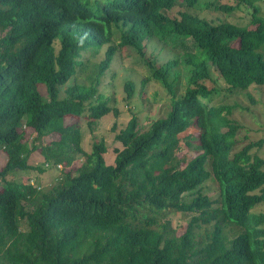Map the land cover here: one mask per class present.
Masks as SVG:
<instances>
[{"label":"trees","instance_id":"obj_1","mask_svg":"<svg viewBox=\"0 0 264 264\" xmlns=\"http://www.w3.org/2000/svg\"><path fill=\"white\" fill-rule=\"evenodd\" d=\"M260 1L0 0V179L32 169L37 146L26 143L27 129L33 143L58 136L40 147L42 165L69 167L83 157L46 191L29 180L0 187V264H264V212H253L264 205L257 153L264 140L237 149L239 126L222 115L230 107L214 103L219 91L210 76L216 72L228 93L264 85ZM201 6L247 7L251 20L239 27L169 14ZM169 37L188 39L195 50L183 74L178 60L145 58L150 40ZM117 49L138 55L149 72L142 84L159 83L170 111L145 130L133 117L115 133L114 148L100 140L86 153L78 122L91 128L118 113L98 92ZM124 91L130 99V82ZM182 145L197 153L182 156ZM168 214L190 218L172 228Z\"/></svg>","mask_w":264,"mask_h":264},{"label":"rangeland","instance_id":"obj_2","mask_svg":"<svg viewBox=\"0 0 264 264\" xmlns=\"http://www.w3.org/2000/svg\"><path fill=\"white\" fill-rule=\"evenodd\" d=\"M213 1V0H207ZM220 2L227 0H219ZM228 5H233L231 0H228ZM224 3V2H223ZM259 8L258 16L264 19V0L257 3ZM206 7H197L195 11L186 10L183 7H175L169 12L170 15L179 17L181 12H193L198 16L215 20L216 18L229 22L233 25L243 27L249 24L251 20V10L247 7H239L230 13L209 11ZM119 39H115L113 44L116 46ZM107 46L103 47L95 62H100L104 58V53ZM195 50L188 39L169 37L165 41L152 39L145 47V58L155 60L158 64H164L171 60H178V69L183 74L185 65L182 62L186 59V54H193ZM262 52V50H261ZM210 76L215 82V87L219 91L215 104L230 107V113L223 110L222 115H226L232 121H235L238 126V135L236 139L240 142L237 149H240L248 142H258L264 140V85H251L246 91L237 93H228L225 83L218 77V74L211 71ZM84 77V76H83ZM149 72L142 63L138 55L134 51H121L117 49L116 54L110 67L101 78L98 92L109 97L112 102L111 106L118 110L117 115L108 114L99 121H96L91 128H88L84 120L78 123L81 125V148L83 152L89 153L93 143L103 140L107 148L111 150L116 146L114 135L119 130L123 129L131 118H136L139 126L142 129H147L148 126L155 120L165 118L171 107V97L165 89L156 81L149 80L142 84L144 79L147 80ZM126 82L132 84L133 93L130 99L126 98L124 85ZM180 88L178 96L184 92L186 80L184 77L180 80ZM73 122L72 119H65L64 123L69 125ZM115 131H112V128ZM35 134L29 129L25 133V141L29 147L37 146L36 151H33L28 159V164L31 170L23 172H15L13 175L0 179V187L7 183H25L26 180L39 186L43 191L50 189L62 178V174L77 169L83 162L82 156L75 157L69 167L61 165L60 167L54 164H43V159L39 153L40 147L48 145L52 141L58 140L57 135L44 137L40 141L33 143ZM257 152V148L252 150V153ZM197 153L193 146H183L181 155L192 156ZM264 159V143L257 152ZM6 161L5 155L0 151V170ZM40 167L39 172L35 168ZM264 169V168H263ZM206 187L213 188L215 185L212 181L207 182ZM208 195L214 198L215 193L210 192ZM253 212H264V205L256 208ZM190 215L173 216L168 214L164 220H168L172 228H176L180 224H186L189 221Z\"/></svg>","mask_w":264,"mask_h":264}]
</instances>
